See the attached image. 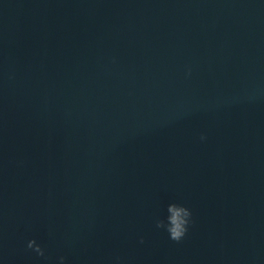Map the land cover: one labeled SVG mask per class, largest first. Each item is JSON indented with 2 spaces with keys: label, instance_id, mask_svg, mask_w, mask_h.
Instances as JSON below:
<instances>
[{
  "label": "water",
  "instance_id": "95a60500",
  "mask_svg": "<svg viewBox=\"0 0 264 264\" xmlns=\"http://www.w3.org/2000/svg\"><path fill=\"white\" fill-rule=\"evenodd\" d=\"M59 255L264 264V0H0V264Z\"/></svg>",
  "mask_w": 264,
  "mask_h": 264
},
{
  "label": "clouds",
  "instance_id": "9594fccd",
  "mask_svg": "<svg viewBox=\"0 0 264 264\" xmlns=\"http://www.w3.org/2000/svg\"><path fill=\"white\" fill-rule=\"evenodd\" d=\"M190 73L191 69L189 68L187 74L190 75ZM200 139H206L205 135L201 134ZM169 209L172 215L167 218H157L155 226L158 229H163L168 234L169 239L173 241H180L188 233L192 222V210L184 203H179V207H177L176 201L169 204ZM27 247L33 249L38 255L47 259L45 255V248L42 247V245L38 243L35 238L27 241ZM65 259V256L59 255L57 257V264H65Z\"/></svg>",
  "mask_w": 264,
  "mask_h": 264
}]
</instances>
